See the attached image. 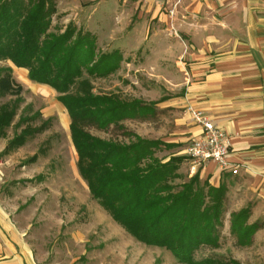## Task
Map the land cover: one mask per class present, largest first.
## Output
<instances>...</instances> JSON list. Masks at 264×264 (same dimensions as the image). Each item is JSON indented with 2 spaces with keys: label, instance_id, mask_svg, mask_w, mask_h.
<instances>
[{
  "label": "rangeland",
  "instance_id": "obj_1",
  "mask_svg": "<svg viewBox=\"0 0 264 264\" xmlns=\"http://www.w3.org/2000/svg\"><path fill=\"white\" fill-rule=\"evenodd\" d=\"M48 1L54 8L50 31L62 33L74 24L95 34L98 51H122L121 66L114 73L92 78L94 92L112 93L128 102L141 100L154 109L106 128L87 123L86 129L95 136L123 143L134 139L130 133L149 139L177 136L172 133L179 113L173 107L160 108L156 104L181 93L178 83L188 68V55L179 36L167 31L158 18H152L153 7L150 9L141 0ZM10 63L0 60V67ZM13 75L23 87L22 100L14 102L17 94L0 96V106L8 103L17 107L6 136L0 137V206L25 238L37 262L182 264L166 248L139 241L93 198L78 168L71 118L57 99L59 93L49 85L32 81L29 75ZM21 116H26L27 121L17 128ZM43 123L46 127L28 136L22 146L4 152L27 124L39 127ZM164 146L167 145L159 148L156 156L167 161ZM34 156L36 159H32ZM189 179L180 174L170 183L181 185ZM241 193L227 195L228 211L223 219L220 246H203L196 258L264 264V203L255 209L251 204L249 222L258 221L262 227L250 245L238 244L230 232V213L241 209L247 200Z\"/></svg>",
  "mask_w": 264,
  "mask_h": 264
},
{
  "label": "trees",
  "instance_id": "obj_2",
  "mask_svg": "<svg viewBox=\"0 0 264 264\" xmlns=\"http://www.w3.org/2000/svg\"><path fill=\"white\" fill-rule=\"evenodd\" d=\"M53 11L48 0H0V60L27 68L32 81L59 93L57 99L71 118L78 168L93 198L139 241L166 248L182 264H243L235 259L196 258L203 246L221 244L228 211L226 183L214 186L195 174L181 185H172L184 157L167 161L157 157L165 141L130 133L134 139L123 143L86 129L87 123L106 128L154 109L141 100L128 102L112 93H95L92 78L114 73L121 66L122 51H98L95 34L74 24L62 33L50 31ZM22 88L12 67L1 66L0 96L17 94L14 102H21ZM16 114V104L0 106V137L6 136ZM25 121L27 117L21 116L17 128ZM45 127V123L27 124L4 152L22 146L28 136ZM251 215V204L230 213V232L240 245H250L262 227L258 221L249 222Z\"/></svg>",
  "mask_w": 264,
  "mask_h": 264
},
{
  "label": "crops",
  "instance_id": "obj_3",
  "mask_svg": "<svg viewBox=\"0 0 264 264\" xmlns=\"http://www.w3.org/2000/svg\"><path fill=\"white\" fill-rule=\"evenodd\" d=\"M141 1L153 7L152 18L185 43L189 61L178 83L181 93L156 104L179 113L172 133L177 136L161 138L168 143L162 148L165 160L183 156L178 172L184 178L198 174L214 186L226 183L228 195L247 196L240 208L259 207L264 203V0H181L174 15L169 11L176 0ZM10 66L15 74L28 76V69ZM189 105L209 115L230 138L228 167L211 161L192 170L187 148L202 129L188 113ZM0 264H39L1 206Z\"/></svg>",
  "mask_w": 264,
  "mask_h": 264
},
{
  "label": "built area",
  "instance_id": "obj_4",
  "mask_svg": "<svg viewBox=\"0 0 264 264\" xmlns=\"http://www.w3.org/2000/svg\"><path fill=\"white\" fill-rule=\"evenodd\" d=\"M162 3L170 0H156ZM181 0H176L169 13L175 14V10ZM187 111L192 120L201 127V133L194 136L187 148V155L192 163V170L204 166L208 162H216L222 169L229 166L230 138L213 122V120L201 109L189 105ZM233 173L238 172V167L232 168Z\"/></svg>",
  "mask_w": 264,
  "mask_h": 264
}]
</instances>
